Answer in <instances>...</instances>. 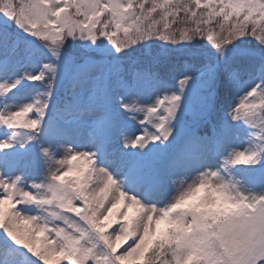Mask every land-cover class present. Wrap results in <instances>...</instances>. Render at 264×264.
<instances>
[{"label":"snow or ice","instance_id":"obj_1","mask_svg":"<svg viewBox=\"0 0 264 264\" xmlns=\"http://www.w3.org/2000/svg\"><path fill=\"white\" fill-rule=\"evenodd\" d=\"M0 264H264V0H0Z\"/></svg>","mask_w":264,"mask_h":264}]
</instances>
